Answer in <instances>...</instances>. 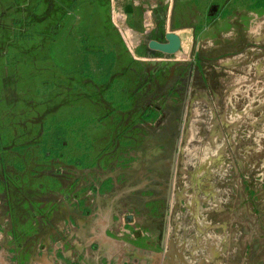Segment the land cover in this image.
<instances>
[{
	"label": "rangeland",
	"instance_id": "1",
	"mask_svg": "<svg viewBox=\"0 0 264 264\" xmlns=\"http://www.w3.org/2000/svg\"><path fill=\"white\" fill-rule=\"evenodd\" d=\"M41 1L0 0V264H264V0H181L173 53Z\"/></svg>",
	"mask_w": 264,
	"mask_h": 264
},
{
	"label": "crops",
	"instance_id": "2",
	"mask_svg": "<svg viewBox=\"0 0 264 264\" xmlns=\"http://www.w3.org/2000/svg\"><path fill=\"white\" fill-rule=\"evenodd\" d=\"M17 2L19 0H16ZM61 4L59 0H50ZM111 20L118 27L124 29L127 37L136 39L146 36L155 38L163 37L167 32H174L181 36L173 23L181 21V0H106ZM41 0H29L36 5ZM49 2V1H48ZM204 1L199 5L202 7ZM194 16L197 13L196 4L193 2ZM189 16V15H188ZM195 19V17H194ZM178 25V24H177ZM177 27V26H176ZM178 28V27H177ZM163 32V33H162ZM162 33V34H161ZM166 35V34H165Z\"/></svg>",
	"mask_w": 264,
	"mask_h": 264
},
{
	"label": "water",
	"instance_id": "3",
	"mask_svg": "<svg viewBox=\"0 0 264 264\" xmlns=\"http://www.w3.org/2000/svg\"><path fill=\"white\" fill-rule=\"evenodd\" d=\"M167 42L165 44V50L169 53L177 51L180 47V37L173 33L169 32L165 35Z\"/></svg>",
	"mask_w": 264,
	"mask_h": 264
}]
</instances>
